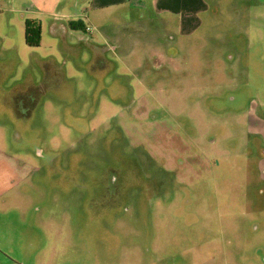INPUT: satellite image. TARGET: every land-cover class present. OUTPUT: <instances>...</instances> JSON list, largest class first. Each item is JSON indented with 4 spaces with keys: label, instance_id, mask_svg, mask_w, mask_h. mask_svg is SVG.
<instances>
[{
    "label": "rangeland",
    "instance_id": "obj_1",
    "mask_svg": "<svg viewBox=\"0 0 264 264\" xmlns=\"http://www.w3.org/2000/svg\"><path fill=\"white\" fill-rule=\"evenodd\" d=\"M209 4L38 46L0 8V264H264V2Z\"/></svg>",
    "mask_w": 264,
    "mask_h": 264
},
{
    "label": "crops",
    "instance_id": "obj_2",
    "mask_svg": "<svg viewBox=\"0 0 264 264\" xmlns=\"http://www.w3.org/2000/svg\"><path fill=\"white\" fill-rule=\"evenodd\" d=\"M5 5L10 6L11 12L19 14L18 17L24 21V30L27 18H37L41 21L42 31L44 16L56 20L66 19L70 30H78L70 27L71 20H81L89 27L97 24L98 20L106 24L114 14L134 12L132 22L137 24L151 19L152 13L157 15L156 20L162 21H172L180 16L179 29L182 33L190 34L202 24V14L210 11L209 0H2L0 8H5ZM232 45L237 44L233 42ZM248 133L262 135L252 130H248Z\"/></svg>",
    "mask_w": 264,
    "mask_h": 264
},
{
    "label": "trees",
    "instance_id": "obj_3",
    "mask_svg": "<svg viewBox=\"0 0 264 264\" xmlns=\"http://www.w3.org/2000/svg\"><path fill=\"white\" fill-rule=\"evenodd\" d=\"M69 25L73 29L86 30V26L81 20H71ZM41 21L37 18H27L25 21V40L30 46H38L41 42Z\"/></svg>",
    "mask_w": 264,
    "mask_h": 264
},
{
    "label": "built area",
    "instance_id": "obj_4",
    "mask_svg": "<svg viewBox=\"0 0 264 264\" xmlns=\"http://www.w3.org/2000/svg\"><path fill=\"white\" fill-rule=\"evenodd\" d=\"M91 28L90 27H86V30H90Z\"/></svg>",
    "mask_w": 264,
    "mask_h": 264
}]
</instances>
